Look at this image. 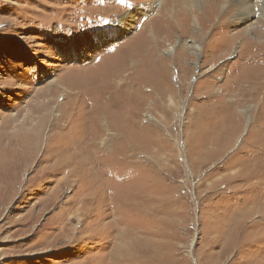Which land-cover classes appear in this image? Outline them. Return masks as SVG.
Here are the masks:
<instances>
[{
  "label": "rangeland",
  "instance_id": "374dc122",
  "mask_svg": "<svg viewBox=\"0 0 264 264\" xmlns=\"http://www.w3.org/2000/svg\"><path fill=\"white\" fill-rule=\"evenodd\" d=\"M263 2L0 0V264H264ZM130 65L142 102L98 94Z\"/></svg>",
  "mask_w": 264,
  "mask_h": 264
},
{
  "label": "bare ground",
  "instance_id": "6f19581e",
  "mask_svg": "<svg viewBox=\"0 0 264 264\" xmlns=\"http://www.w3.org/2000/svg\"><path fill=\"white\" fill-rule=\"evenodd\" d=\"M247 1H244L242 4L243 5H245L244 6V14L243 15H245L246 17H248L250 14H249V11H250V8H251V6H249V5H247V3H246ZM211 7V6H210ZM261 11H262V13H264V2H263V7L261 8ZM214 12H215V10H214ZM121 28V30H123L124 31V27H120ZM253 28H255V26L254 25H251V26H249L246 30H253ZM255 31V30H254ZM97 37H98V40H100L101 39V37H104L105 36V33L104 32H97ZM243 35V34H242ZM263 35V34H262ZM153 36V35H152ZM244 36V35H243ZM72 44V43H71ZM254 45V44H253ZM258 46H260V45H258ZM264 46V45H263ZM122 48V46L120 47V49ZM249 49V48H248ZM247 49V50H248ZM250 50V49H249ZM255 50H256V53H254V54H250V57H249V59L245 62V64H250V63H252L253 62V59L255 58V57H257V56H263L264 55V47L262 48V47H256L255 48ZM119 51V50H118ZM130 50H126L125 52H126V55H125V62L127 61V60H129V58L131 57V55L132 54H130V52H129ZM249 52H251V51H249ZM245 53H247V51L245 52ZM245 53H241L242 55H240L241 57L242 56H244L245 57ZM134 55H135V53H133ZM117 55V54H116ZM136 56V55H135ZM119 57V56H118ZM118 57H116V58H118ZM120 58V57H119ZM253 58V59H252ZM260 58H262V57H260ZM263 59V58H262ZM118 60V59H117ZM130 61L134 64L135 63V59L134 58H130ZM119 63H120V61H119ZM127 63H129L128 61H127ZM137 64V63H136ZM136 67V66H135ZM129 71L131 70V72H125V71H123V69H120V70H117L116 72H113L112 74H108V73H105L103 70L100 72V74L99 75H101L100 76V84H99V89L97 90V92H98V94L99 95H104V93L105 92H107V91H110V89H112L113 88V86H116L117 88H116V90L114 91V94L116 95V97H119V98H121V97H125V99H121V100H129V99H134L133 97H135V99L134 100H137V97H138V101L139 102H142V98L145 96V91H146V89H142V84H143V77H142V75H139V76H132L131 74H134V72L136 71L134 68H133V66H131L130 65V67H129V69H128ZM70 71V70H69ZM68 71V72H69ZM67 72V71H66ZM70 73L71 72H69V76H70ZM127 74V75H126ZM132 76L133 78L132 79H129L128 80V78L127 77H129V76ZM68 76V77H69ZM262 76H264V71H260L258 74H257V76L255 77V78H260V77H262ZM65 77V76H64ZM68 77H66V78H68ZM125 78H127V80H124ZM60 79V78H59ZM58 80V79H57ZM61 81V80H60ZM59 81V82H60ZM161 81H162V79H161ZM51 82H54V80L53 81H51ZM56 82V81H55ZM57 83V82H56ZM51 84V83H50ZM54 84V83H53ZM52 84V85H53ZM237 84H238V82H237ZM159 85V84H158ZM63 86V85H62ZM163 87V86H162ZM45 88V87H44ZM96 88V87H95ZM158 88V87H157ZM233 88H236V85H232L229 89L231 90H233ZM43 90V89H42ZM150 90H152V93L154 92V90H153V88H151V86H150ZM159 90V89H158ZM66 91V90H65ZM75 91V90H74ZM39 92H42L41 91V88H38V89H36V92L32 95V96H34V95H36V94H38ZM49 92V91H48ZM53 92V91H52ZM148 92V91H147ZM59 93V92H58ZM69 94V93H68ZM78 94V93H77ZM114 95V96H115ZM159 95V96H158ZM38 96V95H37ZM36 96V97H37ZM56 96V95H55ZM153 96H154V98H155V102L157 103V104H159V103H162V101H161V99H163L162 97L164 96V90H163V88H160V91H159V93H157V94H154L153 93ZM46 97V96H45ZM71 97V96H70ZM77 97V96H76ZM38 98V97H37ZM41 98V97H40ZM118 98V99H119ZM69 100H71V98L69 99ZM110 100V99H109ZM112 101H114L113 100V98L111 99ZM116 100V99H115ZM65 101V100H64ZM68 101V100H67ZM84 101V100H83ZM88 101V100H87ZM111 101V102H112ZM118 101V100H117ZM168 101H169V103H171L172 102V98H171V96H169L168 97ZM62 102V101H61ZM57 103V102H56ZM59 103V102H58ZM107 103V102H106ZM116 103V102H115ZM36 104V103H35ZM108 104V103H107ZM60 105V104H59ZM102 105H104V104H102ZM262 105V104H261ZM101 106V105H100ZM109 106V105H108ZM65 107V106H64ZM92 107V106H91ZM110 107H111V105H110ZM225 107L226 108H228L229 106L228 105H225ZM71 108V107H70ZM99 108H101V107H99ZM108 108V107H107ZM262 108V107H261ZM264 108V107H263ZM39 109H41V105H39V108H38V110ZM74 109V108H73ZM72 109V110H73ZM118 109V108H117ZM36 110V109H35ZM58 110V109H57ZM44 111V110H43ZM39 112V111H38ZM53 112V111H52ZM73 113V112H72ZM106 113H107V115L108 116H110V114H109V112H107V109H101V110H99V109H96V107L95 108H93L90 112H89V114H91V116L89 117L90 118V121H89V123H90V127H89V129H86V128H84L85 130H86V135H87V137H89V139H92L93 140V137H96V136H98V137H100V131L101 130H106L107 128L106 127H108L109 125H112V122H111V119L110 120H108L107 119V116H106ZM38 114V113H37ZM42 114V113H41ZM65 114V113H64ZM64 114H62V115H64ZM88 114V113H87ZM87 114L86 115H84L83 116V120L85 119V118H87L86 116H87ZM88 114V115H89ZM72 115H74V114H72ZM53 116V115H52ZM66 115H64V117H65ZM31 117H32V115H31ZM38 117H39V114H38ZM54 117V116H53ZM67 117V116H66ZM111 117V116H110ZM67 119V118H66ZM35 120H36V118H35ZM72 120V119H71ZM46 121V120H45ZM69 121V120H68ZM72 121H74V119L72 120ZM78 121V120H77ZM113 121V120H112ZM250 121V120H249ZM33 122V121H32ZM79 122V121H78ZM72 123H75V121L74 122H72ZM84 123V122H83ZM85 123H87V122H85ZM27 124V117H25L22 121H21V125H22V127H24L25 125ZM45 124H47V123H44L43 122V120H42V118L40 117L39 118V121L35 124V126H36V130H37V133L36 134H34V132L36 131H34V132H32V133H30L29 134V137H28V139L26 140V141H23L22 142V147H23V154H25V157H26V159H31L32 158V156H33V154H34V150L36 149V147H37V145H39L38 144V140H39V138H40V133H41V129H42V127H43V125L45 126ZM53 124H55V123H53ZM79 125H80V123H78ZM77 124V122H76V125H78ZM7 125H8V118L7 119H5V120H3V125H2V127H7ZM12 125H14V124H12ZM73 126V125H72ZM85 126H88V125H85ZM73 127H77V126H73ZM80 128H82V127H80ZM79 128V129H80ZM18 129V128H17ZM83 129V130H84ZM14 130V129H13ZM12 130V131H13ZM76 131V130H75ZM110 131V130H109ZM43 132V131H42ZM52 132V131H51ZM72 132H73V130H72ZM106 132H108V131H106ZM50 133V132H49ZM74 133V132H73ZM81 133V132H80ZM81 134H83V132L81 133ZM112 134V133H111ZM84 135V134H83ZM47 136V135H46ZM52 136V135H51ZM82 136V135H81ZM85 136V135H84ZM83 136V137H84ZM109 136V135H108ZM42 137V136H41ZM48 137V136H47ZM46 137V138H47ZM68 137V136H67ZM11 138V137H10ZM77 138H78V136H77ZM101 138L103 139V136H101ZM112 138V137H111ZM49 139V138H48ZM68 139L69 138H67V141H68ZM72 139V138H71ZM105 139V138H104ZM11 140V139H10ZM80 140H82V138L80 139ZM96 140V139H95ZM107 140V139H106ZM8 129H3V130H1L0 131V155H2V156H7L6 155V153L8 152ZM49 141V140H48ZM12 142V141H11ZM70 143H71V140L69 141ZM78 142H79V139H78ZM81 142V141H80ZM79 142V143H80ZM103 142H104V140H103ZM102 142V143H103ZM64 143V142H63ZM62 143V144H63ZM86 143V142H85ZM12 144V143H11ZM69 144V143H68ZM87 144V143H86ZM104 144V143H103ZM50 145V144H49ZM60 145V144H59ZM92 146H93V143L91 144ZM47 146V145H46ZM10 147H11V145H10ZM60 147V146H59ZM65 147V146H64ZM77 147V146H76ZM85 147V149H86V146H84ZM104 147V146H103ZM94 148H96V147H94ZM93 148V149H94ZM58 149V148H57ZM82 148L80 147V150H81ZM84 149V150H85ZM12 150V149H11ZM108 150V149H107ZM129 149H127V148H121V149H119L117 152L118 153H121V154H125V151L127 152ZM6 153H5V152ZM86 151H88V150H86ZM96 151V150H95ZM70 152V151H69ZM73 152V151H72ZM80 152V151H79ZM102 153V151L100 150V151H97L96 152V154L98 155L99 153ZM116 152V153H117ZM82 153H83V151H82ZM92 153V152H91ZM27 154V155H26ZM56 154V153H55ZM75 154V153H74ZM76 155V154H75ZM85 155V154H84ZM78 157H80V156H78ZM74 159V158H73ZM68 162H69V160H67ZM67 161H66V163H67ZM26 162V161H25ZM120 162V161H119ZM14 163V162H13ZM71 163V162H70ZM68 165V164H67ZM22 166V165H21ZM76 164L75 165H73L72 166V168L70 169V172H74V170L75 169H77L76 168ZM16 168H18V167H16ZM18 170V169H17ZM17 173H19L18 171H17ZM92 175H94V174H92ZM96 176V175H95ZM101 176V175H100ZM126 177V176H125ZM128 178V177H127ZM95 179V178H94ZM97 179V178H96ZM120 180V179H119ZM127 180V179H126ZM5 181V180H4ZM98 182V181H97ZM95 183V182H94ZM10 185H11V183H9ZM98 184V183H97ZM8 185V184H7ZM6 185V186H7ZM92 185V184H91ZM107 185V184H106ZM5 186V185H4ZM9 187V186H8ZM93 187V186H92ZM130 187V186H129ZM95 188H96V186H95ZM110 188V187H109ZM3 189V188H2ZM117 190V189H116ZM118 191V190H117ZM133 191V190H132ZM131 191V192H132ZM108 193H112L111 192V190H109L108 189V191H107ZM12 193V192H11ZM101 193V192H100ZM116 193V192H115ZM95 194V193H94ZM132 195V194H131ZM98 196V195H97ZM137 198V197H136ZM135 198V199H136ZM149 198V197H148ZM94 199V198H93ZM86 200V199H85ZM84 200V201H85ZM86 202V201H85ZM88 202H92V201H88ZM87 202V203H88ZM116 202V201H115ZM112 209V208H111ZM99 218V217H98ZM117 226V225H116ZM71 242V241H70ZM73 242V241H72ZM138 243V242H137ZM72 245V244H71ZM115 246V245H114ZM114 246H113V248H114ZM137 250V249H136ZM112 250H110V253H109V255H108V257H110V258H113V256H114V258L115 259H117L119 262L118 263H122L120 260H123V261H125L124 259H120L119 257H117L116 258V256H117V254H116V250H115V252H111ZM117 251H119V250H117ZM145 251V250H144ZM135 252V251H134ZM113 253H114V255H113ZM146 253V252H145ZM137 255V254H136ZM151 256H153V255H151ZM144 257V256H143ZM142 258V257H141ZM94 259V258H93ZM149 259V258H148ZM152 259V258H151ZM127 260V259H126ZM107 261H109V259L107 260ZM105 262V261H104ZM112 262V261H111ZM108 263V262H107Z\"/></svg>",
  "mask_w": 264,
  "mask_h": 264
}]
</instances>
